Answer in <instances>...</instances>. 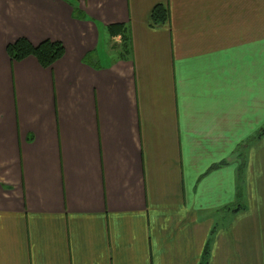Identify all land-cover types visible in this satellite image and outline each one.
<instances>
[{
  "label": "crops",
  "instance_id": "1",
  "mask_svg": "<svg viewBox=\"0 0 264 264\" xmlns=\"http://www.w3.org/2000/svg\"><path fill=\"white\" fill-rule=\"evenodd\" d=\"M263 131L264 0H0V264H264Z\"/></svg>",
  "mask_w": 264,
  "mask_h": 264
},
{
  "label": "trees",
  "instance_id": "2",
  "mask_svg": "<svg viewBox=\"0 0 264 264\" xmlns=\"http://www.w3.org/2000/svg\"><path fill=\"white\" fill-rule=\"evenodd\" d=\"M153 23L164 24L169 20V10L163 5H158L154 8L152 14ZM110 32L114 35L123 34L125 37L126 28L124 26H112ZM8 54L13 61H22L28 57H35L38 62L45 68H50L54 63L59 61L64 55V46L59 42L46 41L35 47L25 39L18 40L15 44L8 47ZM264 135V131L258 136ZM241 198V196H240ZM210 254L209 245L205 251L204 262L208 264V257Z\"/></svg>",
  "mask_w": 264,
  "mask_h": 264
},
{
  "label": "rangeland",
  "instance_id": "3",
  "mask_svg": "<svg viewBox=\"0 0 264 264\" xmlns=\"http://www.w3.org/2000/svg\"><path fill=\"white\" fill-rule=\"evenodd\" d=\"M242 201L244 202V204L247 203L246 200H242Z\"/></svg>",
  "mask_w": 264,
  "mask_h": 264
}]
</instances>
